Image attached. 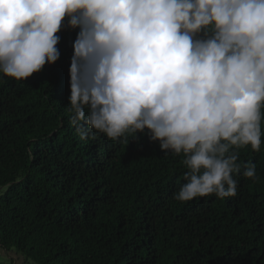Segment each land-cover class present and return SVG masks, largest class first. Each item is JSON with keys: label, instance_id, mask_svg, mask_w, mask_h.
Segmentation results:
<instances>
[{"label": "clouds", "instance_id": "clouds-1", "mask_svg": "<svg viewBox=\"0 0 264 264\" xmlns=\"http://www.w3.org/2000/svg\"><path fill=\"white\" fill-rule=\"evenodd\" d=\"M65 28L79 29L67 110L81 141L140 133L183 152L180 202L235 196L242 167L258 178L237 149L262 144L264 0H0V75L55 62Z\"/></svg>", "mask_w": 264, "mask_h": 264}, {"label": "trees", "instance_id": "trees-1", "mask_svg": "<svg viewBox=\"0 0 264 264\" xmlns=\"http://www.w3.org/2000/svg\"><path fill=\"white\" fill-rule=\"evenodd\" d=\"M78 31L58 32L59 58L23 82L0 75V249L21 260L0 264H264V106L261 149H237L258 178L242 167L235 196L177 201L183 152L140 133L129 142L75 134L67 107Z\"/></svg>", "mask_w": 264, "mask_h": 264}, {"label": "rangeland", "instance_id": "rangeland-1", "mask_svg": "<svg viewBox=\"0 0 264 264\" xmlns=\"http://www.w3.org/2000/svg\"><path fill=\"white\" fill-rule=\"evenodd\" d=\"M9 255H10V256L6 257V256L4 255V253H3V252L1 251V249H0V262H1V261H2V262H5V261L9 262L8 259H9V258H12V257H15L16 259H18V257H17L14 253H12V252H10ZM17 261H21V260L18 259Z\"/></svg>", "mask_w": 264, "mask_h": 264}]
</instances>
